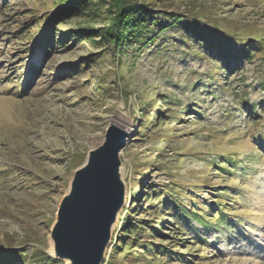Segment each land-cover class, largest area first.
Instances as JSON below:
<instances>
[{"label":"rangeland","instance_id":"obj_1","mask_svg":"<svg viewBox=\"0 0 264 264\" xmlns=\"http://www.w3.org/2000/svg\"><path fill=\"white\" fill-rule=\"evenodd\" d=\"M151 1L141 41L119 50L93 0L43 51L73 0H0V264H70L51 251L59 208L112 124L126 193L103 264H264V0Z\"/></svg>","mask_w":264,"mask_h":264},{"label":"water","instance_id":"obj_2","mask_svg":"<svg viewBox=\"0 0 264 264\" xmlns=\"http://www.w3.org/2000/svg\"><path fill=\"white\" fill-rule=\"evenodd\" d=\"M129 131L112 124L104 142L75 173L52 232L57 257L70 264H103L114 224L125 202L120 151Z\"/></svg>","mask_w":264,"mask_h":264},{"label":"trees","instance_id":"obj_3","mask_svg":"<svg viewBox=\"0 0 264 264\" xmlns=\"http://www.w3.org/2000/svg\"><path fill=\"white\" fill-rule=\"evenodd\" d=\"M92 1L93 0H73V2L71 3L64 4V7L62 6V10L56 11L54 15L47 18L48 26L41 32V38L39 39V45L43 49V51H47L49 46H51L54 41H56V39H53L56 33L55 20H57L58 18L65 19L79 15L81 12L87 9ZM151 3L153 4L154 2L151 0L150 2L149 0L142 2H139L138 0H110V6L108 9L109 24L106 33L111 37V42L115 43V46L118 47L119 50L125 48V46L130 42H138L141 41V37L142 39L143 37H145L146 31L149 29L146 18L148 17L149 13H152L153 11V9L150 7ZM171 14L174 15V21H183V23L188 24L189 27L197 33L196 36H202V39L206 40L208 44L211 43L221 49H225L228 47L229 41L225 40L223 37L225 35L224 33H226L225 29L216 26H206V28H204V24H199V21H202L201 19L198 20L196 18V20L192 21L186 17V19L183 18V20H179L176 19L178 17L177 13L172 12ZM243 40L244 44L249 40L251 41V39ZM241 53L242 56L246 55L248 53V49H242ZM146 105L150 106L151 102L147 103ZM147 125L148 123H146L145 128L147 127ZM161 190H163V188L159 189V191ZM171 192L172 190L170 186H165L162 195L164 196L167 194H171ZM137 195L138 197L140 196L139 193H137ZM220 201L222 200L220 199ZM219 206V215L221 216L224 211V206L223 204H220ZM186 209L188 208H185V210ZM205 212L206 211L202 209L189 214L203 226L215 225L216 222L212 218L213 216L207 215L205 214ZM122 226L125 227L124 233H128L129 235H131L135 232V228L138 225L133 221H123ZM1 257L3 256L0 255V258ZM48 258L54 260L55 262L59 261L58 258H53L50 256H48Z\"/></svg>","mask_w":264,"mask_h":264},{"label":"bare ground","instance_id":"obj_4","mask_svg":"<svg viewBox=\"0 0 264 264\" xmlns=\"http://www.w3.org/2000/svg\"><path fill=\"white\" fill-rule=\"evenodd\" d=\"M116 125V124H114ZM119 127V126H118ZM122 128V127H120ZM124 129V128H123ZM126 130V129H125ZM127 131V130H126ZM99 146V145H98ZM96 146V147H98ZM118 174H119V177H121L122 181H123V184H125V181H124V178H123V166L120 165L119 166V169H118ZM126 193V192H125ZM51 241H52V248H51V251L54 255L57 256V249H56V243H55V240L53 239L52 235H51ZM69 261V260H68ZM70 262V261H69Z\"/></svg>","mask_w":264,"mask_h":264}]
</instances>
